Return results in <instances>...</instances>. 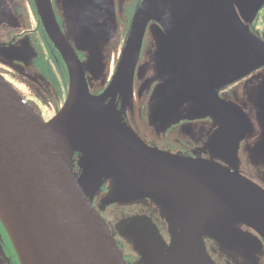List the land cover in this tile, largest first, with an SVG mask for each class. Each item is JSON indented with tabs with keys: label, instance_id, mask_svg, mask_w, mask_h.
<instances>
[{
	"label": "water",
	"instance_id": "95a60500",
	"mask_svg": "<svg viewBox=\"0 0 264 264\" xmlns=\"http://www.w3.org/2000/svg\"><path fill=\"white\" fill-rule=\"evenodd\" d=\"M161 1L144 0L138 8L117 73L108 89L102 95L94 96L82 63L57 20L52 0H35L46 32L66 62L70 83L65 104L51 120L46 121L0 74V220L21 264H128L110 226L74 172L70 157L74 152L102 161L109 166L108 173L114 171L111 167L131 172L136 175L134 179L141 180L143 186L150 189L149 196L153 198L166 195L179 203H198L205 219L199 228L186 234L188 255L185 263L191 260L195 264L199 259L201 263L196 264H213L200 243V234L203 232L219 240L222 232L216 228L232 230V218L253 227L264 239L263 189L213 162L149 148L116 131L98 112L99 102L121 86L123 88L125 79L135 71L147 24ZM72 2L76 3L71 11L77 34L75 20L79 9L84 5L95 8L89 19L91 24L107 0ZM256 4V0H250L249 13ZM263 4L264 1L253 15L255 19ZM204 12V15L197 16L191 34L202 30V26H220V40L213 38L209 47L197 41L194 46L184 49L182 43L185 39L177 40L182 52L186 55L192 51V57L199 60L200 65L193 66L199 67L198 70L191 66H184L188 70L169 69L172 80L165 88L170 91L164 93L161 90L158 94L167 102V116L174 112L181 100L209 108L197 93L202 73H206L203 74L204 80L212 74L214 80L219 71L226 68L232 82L234 78L251 72L248 66L255 67V64L243 58L240 46L236 50L235 41L253 49L264 66V43L241 25L226 0H208ZM228 34L232 35L231 44ZM206 66L213 70L206 69ZM192 70L198 71L197 75L184 81L182 73ZM177 79L181 87L174 90ZM178 94L182 96L177 97ZM234 118L231 117L230 129L238 127L240 130L246 120L238 118L233 121ZM249 129L247 127V131ZM245 133L239 132V138ZM144 196L142 193L139 198ZM136 225L140 226L139 241L142 237H151H147L142 222ZM208 228L213 232L206 233ZM160 245L163 247L162 243Z\"/></svg>",
	"mask_w": 264,
	"mask_h": 264
},
{
	"label": "flooded vegetation",
	"instance_id": "af4514ba",
	"mask_svg": "<svg viewBox=\"0 0 264 264\" xmlns=\"http://www.w3.org/2000/svg\"><path fill=\"white\" fill-rule=\"evenodd\" d=\"M143 1L116 0V9H114L118 12L116 16L107 10L103 12V14L106 13L107 18H110L109 28L99 32L101 24H108V20L103 21L100 17L95 24L97 29L79 41L72 25L70 27L68 23L66 24L56 0H52L57 20L82 63L92 95L100 96L108 89L121 62L134 16ZM174 1L183 3L187 7L176 14V21L185 29L180 28V34H176L174 38L175 40H187L194 31L192 25L198 19L197 16L205 14L206 5L204 0H170V2L163 0L162 7L172 5ZM179 16L182 17L179 18ZM254 21L253 25L256 24L257 19ZM158 26L159 21L153 19L147 24L136 63L132 88L121 86L114 94L99 102V114L116 131L149 148L184 158L213 162L239 175L241 173L244 176L248 175L253 182L264 189V165L258 162L257 141L247 135L245 138H239V136L235 138L230 132L229 124L232 121L231 117L234 118L233 115L236 116L233 121H238V118L249 120V114L256 111L259 106L263 108L259 110L258 117L261 118L263 115L264 97L262 100L260 97L264 95V80L260 79L258 83L253 80L259 74V68L257 67L253 73L234 78L232 82L230 71L226 68H222L214 80H212L213 74L209 76V79L206 76L204 80L203 74L206 73H202V81L198 84L200 87L197 88V93L202 102L208 103L206 105L209 108L188 102L180 109L176 107L174 112L167 116V102L158 97L162 90L159 85L164 84L165 93V87L172 80V75L165 72V76L157 68L158 63L161 65L162 51L160 53L157 48L152 50V47L158 39L159 42H166L164 39L166 32L164 31V35L157 33L162 31L157 28ZM204 29L202 26L200 31L203 32ZM192 53L191 51L189 54L191 58H193ZM201 62L204 63V61ZM207 62L206 60L205 63ZM190 68L196 69L193 66ZM205 68L213 70L212 67L206 66ZM178 69L188 70L189 68L174 67L173 70ZM196 70L183 72V80L187 81L190 76L195 77L198 73ZM0 74L46 121L51 120L65 104L70 83L68 67L46 32L37 12L35 0H16L12 3L9 0H0ZM18 87L25 88L29 95L26 96ZM244 147L247 152L249 151L247 161L245 157L240 158V152ZM230 155L235 157L230 158ZM70 157L74 163L76 176L99 211L100 200L96 195L97 185L100 182H106L111 175L115 174L108 173V167L105 168V163L102 161L87 157L80 152H74ZM136 184L139 182L132 181L129 185L137 189ZM105 190L107 186L103 188V191ZM149 191L147 187L143 199L139 198L138 192L134 193L133 202L143 200L138 204L142 206L145 203L143 207L145 212L142 216H135L133 222H137L138 217L143 218L141 222H145L153 229V234L156 233L154 236H159L166 249H175L174 243L179 236L191 230L194 231L193 229L203 224L205 219L203 211L198 203H182L181 201L179 203L166 195H161L156 199L149 196ZM122 192L119 189V200L123 198ZM107 223L109 225L108 221ZM230 223L234 228L237 227L236 232L240 236L226 243L228 247L235 246L233 248L236 251H231L236 259L231 256L232 253L229 251L231 248L227 249L225 242L222 243L220 239L216 241L212 236L206 235L205 237V242L210 243L209 246L217 245L219 250L214 258L215 263L263 264V254L261 252L255 254V249L260 248V244L264 249V239L261 235L242 221L232 218ZM128 230L130 228H127L125 234L128 247L134 248L141 245L148 247L153 244V241H148L143 237L140 242ZM161 230L166 231V234L161 232L162 237L166 238L164 241L160 234ZM146 235L148 237L152 233H146ZM115 239L122 248V242ZM253 241L255 248L251 245ZM207 248L209 250V247ZM125 258L127 261L128 256ZM0 264H21L1 220Z\"/></svg>",
	"mask_w": 264,
	"mask_h": 264
},
{
	"label": "rangeland",
	"instance_id": "374dc122",
	"mask_svg": "<svg viewBox=\"0 0 264 264\" xmlns=\"http://www.w3.org/2000/svg\"><path fill=\"white\" fill-rule=\"evenodd\" d=\"M15 1L16 0H9L10 3L15 2ZM81 1L87 2L88 0H81ZM256 1L258 4H256L253 7L252 13L248 12V3L250 2V0H226V4L232 10V14H234V16L240 21L241 25L250 33V35L253 36L256 40L258 39L259 41L264 43V27L262 26V24H260L261 23L260 19L257 20L255 25H253V22L255 23V21H254L255 17H253V15L258 12L259 6L263 3L264 0H256ZM115 2H116V0H107V2L105 3V6H103V7L101 6V8L99 9L100 10L99 14L97 13L96 18L92 21L91 24H89V19L93 15L95 8H92V7L88 8L87 7L88 5L82 6L78 11L77 19L75 20V24L77 25V30H78V33L76 34L77 40L81 41L83 39V37L85 38L87 35H90L93 31H95L97 29V26L95 25L96 21L100 17L103 21L108 20L107 21L108 24L107 25L101 24L99 26V32H102L103 30L109 28V26L111 24L110 18H107L106 13L103 14V12L105 10H107L109 13H112V15L116 16L118 12L114 10V9H116V3ZM162 2H163V0L158 5V7L155 9V12L153 15V20L159 21V26L157 28L162 30L161 33L160 32H157V33L164 35V31L166 32L165 33L166 38H164L166 42L165 43L159 42V39H158L155 42L156 47L155 46L152 47V50L157 48L160 51V53L162 51L161 65H160V63H158L157 68L159 69V71L161 73H164V75H165V72L167 74H169L170 68L174 69V67L181 68L183 66H194L197 64L200 65V62H198L199 60L191 58L189 54L185 55L182 52L181 48L182 47H183V49L185 47L189 48L190 45L194 46L197 41H200L202 46L209 47V43L214 41L213 38H216V37L218 38V35L220 34L221 27L220 26L215 27L213 25L212 26L211 25L205 26L203 33H201L200 30L192 33V35L189 36V39L185 40L182 43V47H181V44L179 42H177V40H175V38H174V36L176 34H180L179 30L182 26V25H179L178 22L176 21V16H177L176 14L178 12L180 13V11H182V9L183 10L187 9V7L185 5H183V3H179L177 1L175 3V1H174V3L172 5H169V6L165 5V7L163 8ZM169 2H170V0H169ZM204 3L207 6L208 0H204ZM56 4L59 6L60 12L63 15V18H64L66 24L68 23V25L70 27L72 25V27L75 29V25L72 22V11L71 10H74L76 3L72 2V0H56ZM263 7H264V4L261 7V10L263 9ZM97 12H98V10H97ZM181 17L182 16H179V18H181ZM182 28L184 29V26ZM182 33H183V31H182ZM228 38H229L228 41L231 44L232 35L228 34ZM190 40L193 41L194 43L191 44ZM223 44H225L224 41H223ZM234 44L235 45H233V46L234 47L236 46V50H237V47L240 46L239 48L242 52L243 58H248L255 64V67L254 66H248V68H250V70H251V73H253L257 67L259 68V74L257 76H255L253 80L257 83H258V80H260V79L264 80V69H263L264 67L260 64L261 60L259 59V56L256 54V52L247 46H243L242 43L237 44V41H235ZM119 52H120V48H119ZM184 52H186V51H184ZM204 59H207V58H204ZM153 72L157 73V71H153ZM116 73H117V71H116ZM134 75H135V71L132 73V75H130L127 79H125V84H122L123 88H126L129 85H131V87L129 89L132 88V84L134 81V79H133ZM158 75L161 77L159 72H158ZM171 75H173V74H171ZM127 81H128V83H127ZM131 81H132V84H131ZM176 81L177 82L175 83L174 90L181 87L180 80L177 79ZM159 86L163 91L164 84H161ZM259 87H262V86L259 85ZM18 89L21 90L26 96L29 95V93L26 91L25 88L18 87ZM166 91H170L169 88H166L165 92ZM132 96H133V94L131 95V97ZM181 96H182V94L177 95V97H181ZM263 97H264V95L262 94L260 97L261 100L263 99ZM22 98H23V96H22ZM187 103H188V101L181 100L177 106L180 109L181 107L185 106ZM259 107L256 108V111L249 114V117L251 118L252 121L250 120V118H249L250 121L245 118L246 124L241 125L240 130L238 127H236V128H233L232 130L230 129V132L236 138L239 136V132L245 131L246 133L243 135V138H245L247 135L249 138L255 139L258 143L257 153L259 154L258 159L260 160V161L258 160V162H259V164L264 165V153H263L264 152V112H263V115L261 116V118L258 117L259 110L261 108H263L262 106H259ZM32 109L34 110L33 107H32ZM34 111L38 114V112L36 110H34ZM48 113L50 115V112H48ZM252 125H253V127H252ZM247 127H250L249 131H247ZM235 149L236 148H234V150ZM235 152H237V149L235 150ZM248 152L246 151V148L244 147L240 152V158L245 157V160L247 161V157L249 155ZM234 157H235L234 155H230V158H234ZM104 165H105V168L109 167L106 164H104ZM111 169L114 171L110 172V174H115L116 176L111 175L112 178L110 177L109 179H107L106 182H100L97 185L96 195H97V198L100 200V204H98V208H99V211L102 214V216L109 222V225L111 227V230H112L115 238H117L119 241L122 242V248L121 249H122L124 255L128 256L127 263L128 264H143V263H145V264H193V262L191 260L189 262L185 263V261L187 260V255H188L187 254L188 244H187V240H186V234L183 236H179L177 238V240L175 241L174 244H176V250L175 249L168 250L165 248L164 245L162 247L159 244L162 242L160 241L161 239H159L158 235H157L156 239L154 238L155 237L154 235H156V233L153 234V232H154L153 229H149L150 227L145 222H143V224L146 227L145 229H146L147 233H149V234L152 233L151 237L148 238L147 240L153 241V243H155V244L148 246L146 249H142L140 246H137L134 248H131L130 246H129L130 248L128 247L129 244L126 242V239H125V234H126L127 228L128 229L130 228V230H128V232L131 235H133L136 239H138L139 238L138 235L140 233V228H138V227H140V226H138L136 224L139 223L141 225V221H143V218L138 217L137 222H133V218L135 216L136 217L142 216L143 213L145 212V209L143 208V207H145V203L144 204L141 203L142 206H140L138 204L139 202H142L143 200H137V201L133 202L134 200H132V198L133 199L135 198V197H133L135 192H138V194H140V195L142 193L145 195L146 194V188H145V186H143V183L141 182V180L134 179V176H136V175L132 174L131 172H128L126 170H117L116 167L115 168L111 167ZM246 173H248V172L246 171ZM242 175L243 174L241 173V176ZM114 177H116V178H114ZM242 177L248 179L249 181H251L252 183L257 185L259 188L263 189L261 186H259L255 182H253V180L248 175L247 176L243 175ZM132 181L139 182V184H136L137 189L132 188V185H129ZM105 186H107V190L103 191V188ZM119 189L124 192V193L122 192V196H123L122 199L123 200L118 199V197L120 196L119 195ZM143 198L144 197H142L140 199H143ZM180 227L181 226H179V228ZM236 228L232 227V230L229 229L227 231H224L220 228L219 229L216 228V231L222 232V234L219 235L220 241L222 243L225 242V245H226L227 241L240 238L239 233L236 232L237 231ZM216 231H215V233L217 235ZM161 232H162V234H166V231L163 232V230H161L160 234H161ZM210 232H213V230L208 228L206 233H210ZM162 234H161V237H162ZM206 235H208V234H205L203 232L200 234V243L204 247V249L207 250L206 252L210 258V261L213 264H216L215 263L216 261H214V258L216 257L219 250L217 249V245H215V247H213V246L211 247V246H209L210 243L205 242ZM208 236H211V235H208ZM170 238H171V236H170ZM165 239L166 238L162 237L163 241ZM205 243H207V244H205ZM191 244H192V240L189 242V246H191ZM251 245H252V247L255 248V242L254 241L251 242ZM167 247L169 248V246H167ZM207 247H209V250ZM233 247H235V246L230 245L229 247L227 246V249L231 248V249H229V251L232 253L231 256L234 259H236V257L234 256V254L232 252V251H236ZM255 250H256L255 254H258L261 252L263 254L262 256L264 257V249L262 248L261 244H260V248L258 247V249L256 248ZM191 254H192V252H191ZM220 255H222V253H220ZM197 258H199V255L197 256ZM196 263H201V261L199 259H197V261H195V264ZM263 264H264V261H263Z\"/></svg>",
	"mask_w": 264,
	"mask_h": 264
},
{
	"label": "trees",
	"instance_id": "16d2710c",
	"mask_svg": "<svg viewBox=\"0 0 264 264\" xmlns=\"http://www.w3.org/2000/svg\"><path fill=\"white\" fill-rule=\"evenodd\" d=\"M256 19L259 20L260 19V24H262V26L264 27V7L263 9L258 13V15L256 16ZM13 244V243H12ZM14 246V245H13ZM15 249V248H14ZM17 253V252H16ZM19 258V257H18Z\"/></svg>",
	"mask_w": 264,
	"mask_h": 264
}]
</instances>
